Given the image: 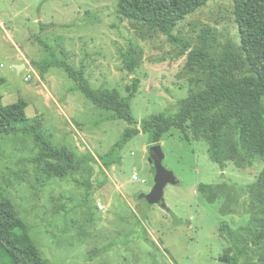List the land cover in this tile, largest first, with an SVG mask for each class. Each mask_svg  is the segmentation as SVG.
Masks as SVG:
<instances>
[{
  "label": "rangeland",
  "instance_id": "1",
  "mask_svg": "<svg viewBox=\"0 0 264 264\" xmlns=\"http://www.w3.org/2000/svg\"><path fill=\"white\" fill-rule=\"evenodd\" d=\"M117 2L0 0L3 104L25 99L30 123L40 119L54 143L79 155L89 149L101 156L128 125L111 119L108 110L93 104L63 67L51 66L40 73L42 66L36 62L44 65L45 60L54 58L50 52H56L54 59L84 67L94 87L106 81L132 83L122 52L130 48L136 34L127 19H120ZM232 7L231 0L211 1L178 25V37L193 42L203 25L235 34ZM136 41L144 57L138 72L139 92L132 100L133 114L141 121L153 113L175 112L189 93L187 85L178 86L186 57H179L180 47L163 35ZM26 62L30 70L26 64L19 72L15 65ZM30 73L34 77L25 80ZM30 136L23 131L0 132V191L15 202L22 218L30 223L41 252L51 263L226 264L220 259L227 245L221 227L225 222L240 227L249 215L229 214L223 210L222 198L209 202L201 196L199 185L248 184L261 162L242 171L233 166L222 170L211 159L206 141H187L173 129L161 141L166 154L163 164L180 183L165 187L169 209L164 210L139 197L154 183L148 160L149 133L133 137L119 163L106 171H94L91 188L81 183L88 172L50 181L40 177L33 161L38 148ZM135 174L140 180H134ZM97 179L102 186L98 187ZM53 198L68 211L66 215L63 210L54 211Z\"/></svg>",
  "mask_w": 264,
  "mask_h": 264
},
{
  "label": "trees",
  "instance_id": "2",
  "mask_svg": "<svg viewBox=\"0 0 264 264\" xmlns=\"http://www.w3.org/2000/svg\"><path fill=\"white\" fill-rule=\"evenodd\" d=\"M211 1L215 0H118L120 19H127L136 34L130 48L122 52L126 70L132 75L130 84L106 81L94 87L84 67L77 68L67 59H54L55 51L50 52L54 58L45 60L44 65L36 62L42 66L40 73L51 66L63 67L93 104L108 110L111 119L127 123L120 139L101 156L89 149L79 155L68 146L54 143L40 119L31 125L25 99L5 105L2 93L0 132L31 135L38 148L33 161L40 177L50 181L88 172L81 182L87 188L92 187L93 172L106 171L119 163L125 145L141 132L150 134L151 144L161 143L173 129H178L187 141H206L211 159L222 170L233 166L242 171L261 162L248 184L202 183L199 192L209 202L222 198L223 210L229 214L249 215L240 227L227 222L222 225L227 245L221 261L264 264V0H231L235 34L203 25L193 42L180 39L178 25ZM161 35L180 47L179 57H186L178 86L187 85L189 93L175 112L153 113L139 121L133 114L132 100L139 92L138 72L144 52L136 40L149 41ZM97 185L102 186L101 180L97 179ZM53 201L54 211H62L59 200ZM31 228L15 202L0 191V264H53L44 257Z\"/></svg>",
  "mask_w": 264,
  "mask_h": 264
},
{
  "label": "water",
  "instance_id": "3",
  "mask_svg": "<svg viewBox=\"0 0 264 264\" xmlns=\"http://www.w3.org/2000/svg\"><path fill=\"white\" fill-rule=\"evenodd\" d=\"M15 66L20 72L26 67V63ZM165 157L166 154L162 143L151 144L148 151V160L154 171V183L148 191H142L139 197L146 199L150 204H158L164 210H168L169 206L165 201V187L168 184H178L180 180L172 170L164 166L163 161Z\"/></svg>",
  "mask_w": 264,
  "mask_h": 264
},
{
  "label": "built area",
  "instance_id": "4",
  "mask_svg": "<svg viewBox=\"0 0 264 264\" xmlns=\"http://www.w3.org/2000/svg\"><path fill=\"white\" fill-rule=\"evenodd\" d=\"M26 64H27V67H28L27 69L30 70V68H29V63L26 62ZM33 74H34V73H30L28 76H26L27 78L25 77V80H29V79L33 78V77H34ZM133 178H134V180H140L138 174H135ZM142 182H146V180H145V179H142Z\"/></svg>",
  "mask_w": 264,
  "mask_h": 264
},
{
  "label": "crops",
  "instance_id": "5",
  "mask_svg": "<svg viewBox=\"0 0 264 264\" xmlns=\"http://www.w3.org/2000/svg\"><path fill=\"white\" fill-rule=\"evenodd\" d=\"M18 65V64H17ZM20 65V64H19Z\"/></svg>",
  "mask_w": 264,
  "mask_h": 264
}]
</instances>
